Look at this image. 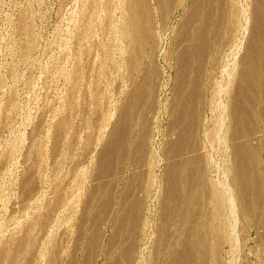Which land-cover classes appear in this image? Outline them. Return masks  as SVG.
Here are the masks:
<instances>
[{"label":"rangeland","instance_id":"1","mask_svg":"<svg viewBox=\"0 0 264 264\" xmlns=\"http://www.w3.org/2000/svg\"><path fill=\"white\" fill-rule=\"evenodd\" d=\"M129 1L0 0V264H264V0Z\"/></svg>","mask_w":264,"mask_h":264},{"label":"bare ground","instance_id":"2","mask_svg":"<svg viewBox=\"0 0 264 264\" xmlns=\"http://www.w3.org/2000/svg\"><path fill=\"white\" fill-rule=\"evenodd\" d=\"M127 1H129V0H127ZM132 1H135V0H132ZM139 1V0H138ZM143 1V0H142ZM130 2V1H129ZM129 2H127V4L129 3ZM136 2H137V0H136ZM131 3V2H130ZM128 4V6L129 5H131V4ZM133 3V2H132ZM139 3V2H138ZM134 5L136 4L135 2L133 3ZM142 6V5H141ZM261 6V5H260ZM129 7H132V6H129ZM140 6H138V8H139ZM200 7V6H199ZM134 10H133V12H132V14H129L130 13V11H128V9H127V11H128V17L126 18V16L125 17H123L125 20H126V22L125 23H127L128 22V25H127V27L125 28V30H126V32L127 33H129V35L133 32V34L135 33L136 34V36H137V32L139 31V28H138V26H137V23L140 21H138V19H140V17H142V16H140L139 14L140 13H138V11L137 10H139L140 11V9H138L137 7L136 8H134V6L132 7ZM132 8H130V9H132ZM135 9H137V10H135ZM259 11V10H258ZM141 12V11H140ZM144 12V11H143ZM193 13V12H192ZM262 13H263V11H262ZM127 14H125V15H127ZM142 14V13H141ZM143 15V14H142ZM140 16V17H139ZM146 16V15H145ZM144 17V16H143ZM127 19H128V21H127ZM144 19V18H143ZM260 21V20H259ZM264 23V22H263ZM188 25H189V23H188ZM137 26V27H136ZM138 28V30H136ZM258 30H259V28H258ZM135 31H137V32H135ZM261 33H262V31H260ZM259 32V33H260ZM126 34V33H125ZM132 34V35H133ZM135 34H134V36H135ZM257 35V34H256ZM130 37H132V36H130ZM261 45V44H260ZM187 53V52H186ZM187 75V74H186ZM254 76V75H253ZM235 101V100H234ZM247 106V105H246ZM244 108V107H243ZM185 110V109H184ZM256 158V157H255ZM239 160V159H238ZM240 163V162H239ZM246 184V183H245ZM221 196H222V194H220ZM222 198V197H221Z\"/></svg>","mask_w":264,"mask_h":264}]
</instances>
